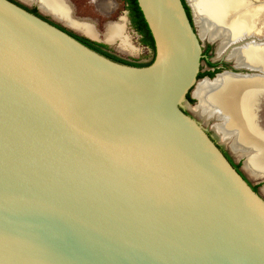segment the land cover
Returning a JSON list of instances; mask_svg holds the SVG:
<instances>
[{
  "label": "water",
  "instance_id": "95a60500",
  "mask_svg": "<svg viewBox=\"0 0 264 264\" xmlns=\"http://www.w3.org/2000/svg\"><path fill=\"white\" fill-rule=\"evenodd\" d=\"M137 1L145 66L0 0V264H264V191L188 109L223 73L182 0Z\"/></svg>",
  "mask_w": 264,
  "mask_h": 264
},
{
  "label": "bare ground",
  "instance_id": "6f19581e",
  "mask_svg": "<svg viewBox=\"0 0 264 264\" xmlns=\"http://www.w3.org/2000/svg\"><path fill=\"white\" fill-rule=\"evenodd\" d=\"M40 1L52 10L61 8L58 0ZM252 1L189 0L203 39L218 43L216 57L261 73L253 76L223 73L214 81L201 80L195 89L199 104L194 110L204 122L212 121L220 138L230 143L238 156H245L246 169L254 177H260L264 175V130L257 113L264 100V42L246 38L258 30L255 17L263 18L264 31V4ZM105 37L109 43H118L121 49L131 48L130 37L121 24H110Z\"/></svg>",
  "mask_w": 264,
  "mask_h": 264
},
{
  "label": "flooded vegetation",
  "instance_id": "af4514ba",
  "mask_svg": "<svg viewBox=\"0 0 264 264\" xmlns=\"http://www.w3.org/2000/svg\"><path fill=\"white\" fill-rule=\"evenodd\" d=\"M16 2L17 4L23 6L24 8L28 9L29 11L37 14L38 16L42 17L43 19L49 21L50 23L54 24L55 26L65 30L78 40L87 43H104L101 42L98 39V23L99 19H95L91 16L86 15H80L81 11H79V4L75 2L74 0H56L60 3L61 8L58 10H52L50 8L45 7L40 0H12ZM185 8L187 10V13L191 19V22L193 23L195 30L197 33H200V30L198 28V25L195 20V15L193 12V8L189 2V0H182ZM255 1V0H254ZM252 1V2H254ZM257 2V1H255ZM254 2V3H255ZM88 4L91 6V9L95 11L96 13H99L101 16H104L106 18L113 17L114 13L119 11L120 5H123V11L126 13V19L128 20L129 26H125L124 20L114 22L110 19L106 20V28L110 24H121L125 27V31L127 33V27H131L140 37V40L142 42L143 35L139 33L138 30H136L135 26L133 25V21L131 18V12L128 7V2L125 0H85V8L88 6ZM50 9V10H49ZM87 9V8H86ZM63 13V14H62ZM85 14H87V11H85ZM262 19L258 16L254 18V21L256 23V26L258 30L255 31V33L250 34V37H247L246 40H258L259 42H264V31H262ZM86 28L90 30L87 31ZM86 30V31H85ZM106 32V30H105ZM128 34V33H127ZM201 34V33H200ZM129 35V34H128ZM202 36V35H201ZM107 40V39H106ZM262 40V41H261ZM87 42V43H86ZM202 42V64H201V71L199 73V79H205L210 78L211 80L216 78V76L220 73H230L231 72H239L238 70L234 69L233 65H236L233 60H228L226 58H217V41L212 40L209 38H201ZM205 42V43H204ZM106 44V43H104ZM143 45H145L142 42ZM147 48L151 49L147 45H145ZM107 52L118 56L119 58H122L124 60L129 61L126 58L121 57L120 55H117L110 49H105ZM133 62V61H130ZM243 73H246L245 71H242ZM260 73V71H257V73ZM221 75V74H220ZM209 81V80H208ZM190 96V95H189ZM191 98V96H190ZM264 105V103H263ZM259 109L258 108V123L260 122L261 125L264 127V124L262 123L264 121L261 111L263 110L264 106ZM260 107V106H259ZM211 123V129L208 131L210 136L216 141L219 142L218 138V132L213 128V123ZM217 133V136H216ZM228 147L226 148L223 144H219L221 149L223 150L224 154L227 156V158L230 160V162L243 174V176L248 180V182L252 185V187L260 191L259 183L254 182L251 180L250 177L244 172L242 169L241 162L244 163L245 156H236L234 153V150L230 146V143H227ZM261 177V176H260ZM258 179V182H264V178H255ZM264 191V188H263Z\"/></svg>",
  "mask_w": 264,
  "mask_h": 264
},
{
  "label": "rangeland",
  "instance_id": "374dc122",
  "mask_svg": "<svg viewBox=\"0 0 264 264\" xmlns=\"http://www.w3.org/2000/svg\"><path fill=\"white\" fill-rule=\"evenodd\" d=\"M74 1L79 4L78 5L79 6V11H81L80 15L91 16V17H93L95 19H99V23H98V32H99L98 39L101 42L106 43L109 46L111 51H113L117 55H120L121 57L126 58L129 61H133V62L150 63L153 60V58H154V50L153 49H149L145 45H143L141 40H140L139 35L131 27H127V29H126L127 33L129 34L130 40H131V48H129V50L121 49L118 46V43L117 44L116 43L112 44V43H109L106 40V37H105V33L106 32H105V30L107 29L106 28V20L107 19H110V20H112L114 22H118V21L120 22V21L124 20L125 26H127V25L129 26L128 20L126 19V13H124V11H123V7H122L123 5H120L119 11L115 12L113 17L106 18L104 16H101L99 13H96L95 11H93L89 4L86 7L87 8L86 9L85 6H84L85 5V0H74ZM85 11H87V14H85ZM189 102L191 103V105H189L188 109L190 111L194 112V110L198 106V100L196 98H194V97H191V98H189ZM261 114H262V117L264 119V108L261 111ZM262 123L264 124V121ZM204 125H205V127L208 128V130L211 129V126H212L211 123H206L205 122ZM259 125L264 130V127L261 125L260 122H259ZM220 141H222V140H220ZM221 143H224L223 145L226 148L228 147L227 146L228 145L227 142L222 141ZM241 165H242V169H244V163L243 162H241ZM250 178L254 182L259 183L258 185L260 187V190L263 189L264 182H261V181L258 182V179H254L252 177H250Z\"/></svg>",
  "mask_w": 264,
  "mask_h": 264
},
{
  "label": "trees",
  "instance_id": "16d2710c",
  "mask_svg": "<svg viewBox=\"0 0 264 264\" xmlns=\"http://www.w3.org/2000/svg\"><path fill=\"white\" fill-rule=\"evenodd\" d=\"M125 1L128 2V7H129L130 12H131V18L133 21V25L135 26L136 30H138L139 33H141L143 35L142 42L155 51V41H154L153 35H152V33L149 29V26H148V24L144 18L143 12H142L139 4H138V1L137 0H125ZM87 45L94 48L98 52L112 58L113 60H116V61H119L122 63L136 65V66H145V65H148L151 63V62L150 63L130 62V61L124 60L122 58H119L118 56L113 55V54L107 52L106 50H104L103 48L110 49L109 46L107 44H104V43L92 42V43H87ZM189 98H190V96H189Z\"/></svg>",
  "mask_w": 264,
  "mask_h": 264
}]
</instances>
